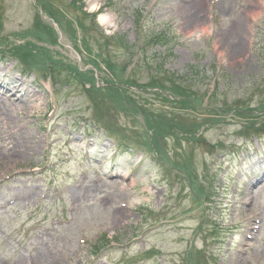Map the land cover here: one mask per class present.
<instances>
[{
  "label": "rangeland",
  "instance_id": "1",
  "mask_svg": "<svg viewBox=\"0 0 264 264\" xmlns=\"http://www.w3.org/2000/svg\"><path fill=\"white\" fill-rule=\"evenodd\" d=\"M50 2L70 29L80 4L90 14L101 10L97 17L115 13L119 27L108 34L97 17L101 31L89 30V19L82 20L74 32L82 50L77 53L62 32L59 44L51 45L46 26L36 29L35 0H0V76L18 79L21 91L39 86L13 104L5 100L0 113V264H188L191 258L195 264H264V0ZM233 24L241 35L230 41ZM153 32L161 33L157 41L149 38ZM103 34L142 47L136 48L139 64L130 73L137 85L151 71L164 82L151 70L161 62L167 85L187 81L209 107L248 102L256 109L225 113L220 123L200 131L199 140L187 141L177 129L160 163L142 144L139 115L103 110L122 133L103 130L92 122L83 87L73 76L55 85L34 72L22 73L6 50L14 52L25 41L47 46L64 77L62 67L82 69L89 53L104 67ZM109 46L117 61L126 58L122 44ZM138 99L159 103L144 93ZM195 117L212 116L198 112L181 120L191 123ZM253 122L262 134H245ZM21 143L34 150L27 159L16 152ZM124 145L129 152L122 154ZM103 234L96 253L92 246Z\"/></svg>",
  "mask_w": 264,
  "mask_h": 264
},
{
  "label": "trees",
  "instance_id": "2",
  "mask_svg": "<svg viewBox=\"0 0 264 264\" xmlns=\"http://www.w3.org/2000/svg\"><path fill=\"white\" fill-rule=\"evenodd\" d=\"M76 1V0H75ZM44 6L48 8L49 12L51 14L59 15L61 16L60 12L58 10H55L52 8L51 3L45 0ZM84 30H88L85 28ZM114 39L118 41L121 44H124V38L123 36H115ZM85 43L87 41L84 39ZM22 51L20 58L22 60H25L30 63H37L40 60H44L47 57L43 55L42 53H39V51L33 53L29 49H20ZM39 53V54H38ZM102 61L105 64L106 70L111 73L114 76V80H110L114 82L111 85H103L100 87H95L94 83V77L89 74L88 72H80L78 71L75 74V77L82 83H85L83 80H87L85 84H90V89L87 91L90 94V99L92 100L94 108L102 109L105 104L106 100L108 101V104H110V108L114 110L116 113L123 112V111H129V112H136V113H142L144 117L146 118V125L151 129L152 135L158 136H164L165 133L167 134H175V129L179 128L182 130L188 137L194 138V131L198 129L199 127L203 126L207 122H191L188 125L180 124L178 125L176 123V119L169 117L167 113V117H165L162 113H158L157 111H147L143 109L142 106L132 105L131 99L132 96L128 94V87L124 86L125 82L133 83L132 81H125L121 78V75H118L117 73V65L115 62H113L110 59H102ZM95 63V62H94ZM124 71L126 70L125 67H123ZM113 79V78H111ZM171 82V81H170ZM144 87L148 88H156L155 90H152V92L160 97L162 101H165L169 103L171 106H178L179 108L183 110L193 109L195 111H199L203 109L204 107L199 102L200 98L197 95V92L192 89V84H189L187 81H182L180 84L176 82H171V85H167L164 83H156L152 82L150 84L144 85ZM167 93V94H165ZM99 97H103L99 98ZM246 104H243L245 106ZM128 106V107H127ZM239 109L240 111H238ZM251 108L246 106L244 108L236 105V106H228L226 109L222 110L221 112L213 111L215 117L212 119V124L217 123L219 121V117L221 116L223 112H231L234 111L235 114L240 115L241 112H251ZM251 126L253 124L251 123Z\"/></svg>",
  "mask_w": 264,
  "mask_h": 264
},
{
  "label": "bare ground",
  "instance_id": "3",
  "mask_svg": "<svg viewBox=\"0 0 264 264\" xmlns=\"http://www.w3.org/2000/svg\"><path fill=\"white\" fill-rule=\"evenodd\" d=\"M192 21L196 22V20H193V19H192ZM238 29H239V26L237 24H233L230 27L231 32H230V35H227V39L230 41H234L232 38V37H234L235 40H237L241 35V33H238ZM18 83H19L18 79L9 77V75L6 72H4V74H2L0 76V95L3 96V99H0V113L3 112L2 106L5 104V100L9 101L10 104H13L14 102L20 100L23 97V95L25 94V92H27L30 88L36 89L38 86V85L28 84L26 90L21 91L19 89L20 85H18ZM27 151L33 152L34 150L31 149L29 146L25 147V145L23 143H21L16 148V152H17L18 156L23 158V159H27L28 154H29ZM1 227H2V225L0 224V228ZM248 229H250V226Z\"/></svg>",
  "mask_w": 264,
  "mask_h": 264
},
{
  "label": "clouds",
  "instance_id": "4",
  "mask_svg": "<svg viewBox=\"0 0 264 264\" xmlns=\"http://www.w3.org/2000/svg\"><path fill=\"white\" fill-rule=\"evenodd\" d=\"M96 7L97 5L93 4L88 10L91 11ZM97 22L105 29L106 33L108 34H111V32H114L119 27L117 17L115 13L112 12H105L101 14L97 17Z\"/></svg>",
  "mask_w": 264,
  "mask_h": 264
}]
</instances>
